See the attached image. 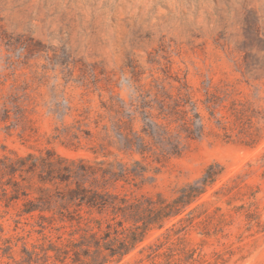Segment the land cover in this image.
I'll list each match as a JSON object with an SVG mask.
<instances>
[{"label":"rangeland","instance_id":"374dc122","mask_svg":"<svg viewBox=\"0 0 264 264\" xmlns=\"http://www.w3.org/2000/svg\"><path fill=\"white\" fill-rule=\"evenodd\" d=\"M245 53L264 62V0H0V156L52 149L92 159L90 143L82 139L73 152L55 130L93 119L110 96L128 101L139 89L177 86L168 76L185 78L194 100L229 85L232 98L264 113L262 69L248 78L237 72ZM213 164L224 168L213 190L235 175L241 188L230 206L214 204L228 214L222 234L188 239L205 240L209 264H264V138L248 147L208 124L140 188L118 191L169 199ZM249 203L258 212L250 218L240 209ZM16 211L0 208L4 237L32 242L24 220L15 229Z\"/></svg>","mask_w":264,"mask_h":264},{"label":"trees","instance_id":"16d2710c","mask_svg":"<svg viewBox=\"0 0 264 264\" xmlns=\"http://www.w3.org/2000/svg\"><path fill=\"white\" fill-rule=\"evenodd\" d=\"M252 59L248 53L241 58L237 72L243 78L253 76L258 65L264 76V62ZM167 79L177 86L168 82L167 89H139L128 101L110 96L93 119L85 116L55 130L54 139L73 152L81 149L82 139L90 143L92 159L65 157L52 149L0 156V208H15V229L24 220L28 234L37 236L32 242L22 237L13 242L0 225V264L210 263L201 250L205 240L193 245L188 236L223 233L228 214L214 204L230 206L241 175L213 190L224 168L209 165L169 199L119 192L118 187L140 188L149 174L156 175L169 158L203 137L208 124L226 138L235 134L244 145L256 146L264 138V113L232 98L229 85L194 100L185 78ZM240 209L249 218L258 213L252 203Z\"/></svg>","mask_w":264,"mask_h":264}]
</instances>
